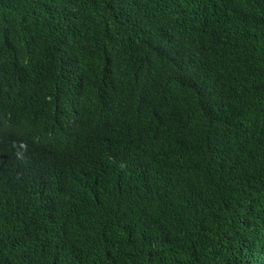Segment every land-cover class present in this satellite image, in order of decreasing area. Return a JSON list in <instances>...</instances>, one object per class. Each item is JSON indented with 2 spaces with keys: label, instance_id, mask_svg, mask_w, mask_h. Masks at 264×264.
<instances>
[{
  "label": "trees",
  "instance_id": "trees-1",
  "mask_svg": "<svg viewBox=\"0 0 264 264\" xmlns=\"http://www.w3.org/2000/svg\"><path fill=\"white\" fill-rule=\"evenodd\" d=\"M0 264H264V0H0Z\"/></svg>",
  "mask_w": 264,
  "mask_h": 264
}]
</instances>
